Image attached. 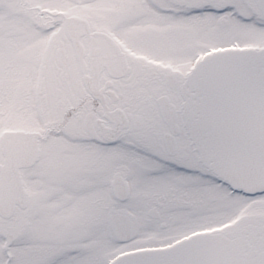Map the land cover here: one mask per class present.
Wrapping results in <instances>:
<instances>
[{"label": "snow or ice", "instance_id": "6c2138e0", "mask_svg": "<svg viewBox=\"0 0 264 264\" xmlns=\"http://www.w3.org/2000/svg\"><path fill=\"white\" fill-rule=\"evenodd\" d=\"M0 264H264V0H0Z\"/></svg>", "mask_w": 264, "mask_h": 264}]
</instances>
